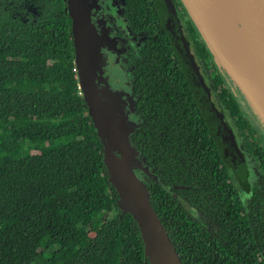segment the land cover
<instances>
[{
  "label": "trees",
  "instance_id": "trees-1",
  "mask_svg": "<svg viewBox=\"0 0 264 264\" xmlns=\"http://www.w3.org/2000/svg\"><path fill=\"white\" fill-rule=\"evenodd\" d=\"M126 1L146 35L131 144L154 175L141 178L181 263L264 264V192L237 188L152 0ZM183 14L217 104L254 154L258 133L231 79ZM70 32L63 0H0V264H149L108 180Z\"/></svg>",
  "mask_w": 264,
  "mask_h": 264
},
{
  "label": "water",
  "instance_id": "water-1",
  "mask_svg": "<svg viewBox=\"0 0 264 264\" xmlns=\"http://www.w3.org/2000/svg\"><path fill=\"white\" fill-rule=\"evenodd\" d=\"M180 1L214 62L229 76L249 106L264 122V104H262L264 103V0H230L242 42L249 54L248 59H239L240 65L235 66L230 63L219 46L217 31L209 15L208 0ZM67 2L70 16L73 18L72 34L78 83L88 114L104 143L103 162L107 169L108 180L117 191V203L122 212L130 213L137 223L143 241L144 256L149 264H182L168 232L151 205L149 190L144 179L139 177L134 169L147 170L148 173L150 171L149 176L154 177V175L143 160L137 158L138 151L123 136L122 126L114 123V121L119 122L118 118L113 117L112 111H106L104 104L99 102L95 94L90 78L92 47L87 40L85 23L77 10V0H67ZM158 2L160 4L156 6L161 22L167 32H171L172 46L190 89L199 101L204 116L214 125L215 133L221 140L226 141L228 147L230 146L231 151H227L225 159L234 170H242L243 157L238 151L234 134L224 122L223 113L217 109L211 99V91L190 51L188 41L182 35L172 1L158 0ZM219 149L223 152L221 142Z\"/></svg>",
  "mask_w": 264,
  "mask_h": 264
},
{
  "label": "flooded vegetation",
  "instance_id": "flooded-vegetation-1",
  "mask_svg": "<svg viewBox=\"0 0 264 264\" xmlns=\"http://www.w3.org/2000/svg\"><path fill=\"white\" fill-rule=\"evenodd\" d=\"M63 1L65 12L70 20V33L73 43V18L70 16L67 0ZM171 1L179 20V26L182 35L188 41L190 51L197 65L199 66V70L204 78L205 83L208 85L211 91V99L217 109L222 112L219 105L217 104L218 102L216 101V98H214L215 95L208 84L206 76L204 75L202 65H200V61L197 59L195 53L192 50L193 46L191 45L188 38V25L186 23L187 20L183 14V10L185 8L183 9L184 6L181 1L180 2L182 5H180L177 0ZM152 2L155 7L161 28L165 32L173 53L177 58V55L172 46L171 32H167V29L163 26L161 17L157 10L156 5H158L159 2L158 0H152ZM76 7L85 23L87 40L92 47L90 78L91 84L95 90V94L99 102L104 103V97L101 98L99 92L97 91L98 84L104 85L111 92L121 94L119 105L111 104V106L113 105L111 107L109 104V107L110 109H112L111 111L113 112V117L116 116L118 120L123 117L127 122L135 124V132V130L141 123L138 98L135 94V91L138 79L140 77V50L142 47V43L146 37L145 32L134 29L133 22L130 20L126 13V0H77ZM178 63L182 70V66L179 61ZM226 81L228 83V87L231 89V92L235 95L232 88L229 86V82L231 83V81H229V79H227ZM241 110L243 111L242 108ZM244 113L246 114V112ZM223 115L224 122H226L231 128L234 134V140L239 149L238 151L243 157V159L241 158L243 164L242 170H234L232 168L231 164H229V162L225 159L227 151H231L230 146L228 147L226 141L224 142L220 139V136L215 133L214 128L212 129V133L214 134L218 149L219 143L221 142V145L223 147V152L221 151L222 157L223 159H225V163L230 168V172L237 188L240 190L241 194L243 192L242 195L247 194L248 196L251 194V191L255 187L264 192V173L261 171L264 170V168L261 164L262 160L259 158V156L264 157V135L256 129L254 123L246 114L248 121L251 123V128L258 133V135L255 137L258 141V144L256 145L257 151L252 154L251 152H249L248 147L244 146L246 145V142L243 145L241 140L243 136L241 134H238L237 129L233 126L231 119L229 118V122V119L225 116L224 113ZM210 124L214 127L212 123ZM132 135L130 136V142ZM249 159L250 161H252V165H250Z\"/></svg>",
  "mask_w": 264,
  "mask_h": 264
},
{
  "label": "bare ground",
  "instance_id": "bare-ground-1",
  "mask_svg": "<svg viewBox=\"0 0 264 264\" xmlns=\"http://www.w3.org/2000/svg\"><path fill=\"white\" fill-rule=\"evenodd\" d=\"M209 15L214 22L218 43L230 63L240 65L239 59H248L247 47H244L238 24L234 21L235 11L230 0H210ZM264 104V103H262Z\"/></svg>",
  "mask_w": 264,
  "mask_h": 264
},
{
  "label": "rangeland",
  "instance_id": "rangeland-1",
  "mask_svg": "<svg viewBox=\"0 0 264 264\" xmlns=\"http://www.w3.org/2000/svg\"><path fill=\"white\" fill-rule=\"evenodd\" d=\"M209 2H210V0H208V3ZM234 21H235V19H234ZM141 38H142V35H141ZM229 81H231V83H232L231 84L229 82V86L232 88L233 92L235 93L236 100L239 102L241 108L243 109L244 112H246L249 119L254 123V126L256 127V129L261 134L264 135V122L256 115L255 111L249 106L247 100L245 99L243 94L240 92L238 87L233 83V81L232 80H229ZM97 88H98L97 91L99 92L100 97L101 98L104 97V100H103L104 103L103 104H104V107H105L107 112H111V110H112V109H110L109 104H110V106H111V104H118L119 105V103H120L119 100L121 99V94L111 92L110 90H108L107 87H105L102 84H98ZM229 122H230V119H229ZM114 123L116 125L122 126L121 132H123V136H125V138H127L128 142H130V136L134 132L136 125L133 123L127 122L123 117L120 118L119 122L114 121ZM114 123H112V124L114 126H116ZM125 141H126V139H125ZM138 157H139V155L137 154V158ZM249 162H250V165H252V161H250V159H249ZM134 171L139 177H143V176L150 177L148 175L150 173V171L148 173V172H146L147 170H140L137 168H135ZM242 194H243V192H242Z\"/></svg>",
  "mask_w": 264,
  "mask_h": 264
},
{
  "label": "built area",
  "instance_id": "built-area-1",
  "mask_svg": "<svg viewBox=\"0 0 264 264\" xmlns=\"http://www.w3.org/2000/svg\"><path fill=\"white\" fill-rule=\"evenodd\" d=\"M78 87H79V85H78ZM80 88V87H79ZM80 94H81V92H79Z\"/></svg>",
  "mask_w": 264,
  "mask_h": 264
}]
</instances>
